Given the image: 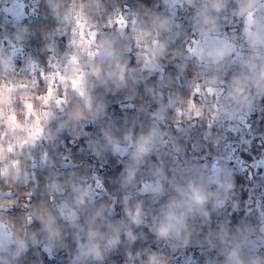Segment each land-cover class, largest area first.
<instances>
[{"label":"trees","instance_id":"trees-1","mask_svg":"<svg viewBox=\"0 0 264 264\" xmlns=\"http://www.w3.org/2000/svg\"><path fill=\"white\" fill-rule=\"evenodd\" d=\"M5 1L0 0V4ZM26 1H33L35 16L16 21L0 13V37L17 43L16 34L26 26L28 36L19 45L39 65L49 69V63L54 58H64L69 46L66 39L73 25L67 26L68 22L55 18L48 0ZM201 2L196 0L197 6ZM235 7L236 0H228L227 8L219 14L216 34L228 38L242 35L244 19L233 14ZM64 9L72 10L73 14L82 12L79 17L100 31L97 44L104 38L115 40L124 58L130 59L129 67L135 66L137 43L133 39V29L151 30L155 15L171 18L170 30L160 32L158 37L167 40L168 48L159 61L163 69L161 75L143 78L135 72V79L130 78L127 86L119 90L114 85L109 90L99 85L92 88L94 77L88 79L86 88L95 102H103L107 106L102 116L93 118L88 115L86 120L60 129V123L67 118L70 110L77 105L83 107V101L68 93L65 111L47 125L39 144L27 146L23 143L21 148L20 138L11 140L0 134V144L7 149H0V155L6 156L5 162L19 161L18 178H0V222L10 229L9 248H15L12 243L15 235L27 232L28 249L16 264H72L78 252L76 234L79 229L60 218L58 207L62 201L73 202V184L80 187L97 181L102 189L86 210L80 212L79 222L85 224V232H79L83 241L86 239V219L91 218L97 208L112 206V197L116 198L118 205L123 204L125 195L142 197L150 202L155 199L150 193L138 192L143 181L148 180L162 182L164 195L169 197L174 194V183L187 184L189 180L206 183L214 190L216 183L209 179L208 174L219 165L222 166L221 178L222 175L234 177L235 189L229 194L225 207L213 212L209 224L201 226L199 218L190 221L196 231L187 247L175 241H157L151 231L139 229L135 231L138 234L135 243H129L122 233L120 244L106 253L103 261L89 260L87 264H145L146 249L159 253L162 264H223L222 253L231 244L221 243L215 238L222 225L229 229L230 240L234 237L235 242H239L247 237L245 252L258 250L264 254V97H255L250 107L234 119L224 117L218 110L220 104L230 103L227 93L231 78L242 71L240 63L228 62L220 68L201 64L186 55L188 42L199 34L193 19V8L170 11L164 0H63L62 12ZM119 18L128 22L123 37L112 30ZM155 36L154 30L152 36L145 37V40L150 44ZM143 44L144 41H141L140 45ZM95 62H101V57ZM102 62L106 67L107 59ZM213 73L220 75L223 83L215 86L214 93H209L206 81ZM197 85L200 86L199 91ZM252 92L254 94L255 90L252 89ZM190 99L195 102V108H189ZM214 103L217 107H213ZM160 108L166 109V119L162 123L156 120L155 115ZM240 117L246 118L247 128L239 122ZM157 124L165 133L164 147H157L136 165L131 158L135 145L125 141L124 134L131 131L135 141L141 133ZM105 130L120 137L122 145L129 150L113 155L110 148L104 147ZM16 140L20 143L14 145ZM93 149H97L99 155ZM172 152L187 170L195 174L182 176L175 167ZM133 166L137 168L135 181L122 187L126 169ZM160 168L164 170V176L156 174ZM53 179L64 184L63 193H50L48 185ZM111 208L104 212V216L115 223L122 217L111 213ZM37 214L56 217L61 228L62 244L57 242L55 247L46 248L47 233L36 218ZM28 217L32 218L31 224ZM97 223H100V218H97ZM102 230H106V226H102ZM33 233L37 243L31 240ZM210 238L214 247L209 243Z\"/></svg>","mask_w":264,"mask_h":264},{"label":"clouds","instance_id":"clouds-1","mask_svg":"<svg viewBox=\"0 0 264 264\" xmlns=\"http://www.w3.org/2000/svg\"><path fill=\"white\" fill-rule=\"evenodd\" d=\"M262 0H236V7L232 9L233 14L245 21L244 36L248 42L249 53L243 55L237 52V46L229 39L216 38L215 34L219 30L218 20L219 14L228 6V0H202L197 6L196 0H174L170 7V11L175 7V3L186 4L189 8L194 9L193 19L196 29L198 30L201 40L208 46L209 62L213 66L224 67L229 62L234 52L241 65L242 71L238 75L231 78L230 88L227 96L230 100L229 104H220L219 112L228 119L237 118L240 113L247 107H250L255 97H264V19H257L255 12L257 6ZM48 5L55 18L64 22H70L82 16V12L73 15L72 10L63 9V0H48ZM174 14V13H173ZM171 18L169 16L155 15L152 20V29H133V39L137 46L144 41L143 47L144 61L140 69L129 67L130 59H125L120 48L116 46L115 40L104 38L96 45L95 50L88 51V41H83V46L77 45L78 50L68 56L63 64V71L69 77H77L80 86L76 89V94L82 99L83 107L77 105L73 110L67 113V118L59 125L60 129L66 128L70 123L75 125L82 120H86L88 115L93 118L102 116L107 106L103 102L96 103L91 93L84 87L83 60L85 54L88 57V72L94 81L91 87L97 85L109 90L111 86H115L116 90L127 86L128 80L135 79L133 73L137 71L147 70L149 73L155 72L159 68V61L165 56L168 48L167 40L159 39L160 32L170 30ZM156 31V36L152 38L151 45L145 40V37L152 36V32ZM95 36V33H90ZM28 36L27 27H23L15 36L18 44H22ZM51 48V46H49ZM190 55H196L198 58L203 55V48L197 47L190 49ZM101 57V62H94L96 56ZM107 59V66L103 64V60ZM59 66V62L57 64ZM15 59L11 55L0 54V74L11 73L15 71ZM223 83L220 75L213 73L206 81L209 93H214L216 87ZM21 87H26L21 85ZM199 85L196 86L199 91ZM252 89L255 90L253 94ZM189 108H195L196 104L193 100L188 101ZM213 107H217L214 103ZM156 120L160 123L166 119V109L157 110ZM54 113L51 111L45 114V123ZM16 133L13 131V140ZM165 133L159 128V125L150 127L146 132L141 133L135 141L132 139V132L128 131L124 134L123 139L129 144L135 145L131 158L139 165L145 157L150 156L157 147H164L163 140ZM106 144L105 148H110L113 155L127 152L121 139L111 132L105 130L103 132ZM2 140V138H0ZM23 143H28L24 141ZM23 143L19 147H23ZM0 149L7 151L3 144ZM94 153L99 155L97 149H93ZM15 154V153H13ZM6 156L0 155V178L19 176V161L7 160ZM137 168L135 166L126 169V175L123 179L122 187L132 184L136 178ZM158 176H164L162 168L157 169ZM216 188L213 190L206 183L189 180L187 184L174 183L172 185L174 194L161 207L159 214L153 217V225L150 231L153 232L157 241L171 242L175 241L184 247L190 243L193 233L196 231L194 225L190 221L199 218L201 226L207 225L211 221L213 212L225 207L229 200V194L235 189V179L230 175H222V178L215 181ZM50 193L61 194L64 192V184L58 179H53L48 185ZM74 193L73 202L62 201L59 205L60 218L67 220L69 224L79 229V232H85V224H81L80 212L86 210L87 205L91 203V196L88 188H81L75 184L72 185ZM144 192L150 193L155 199H159L165 194L164 185L156 180L149 183ZM115 201V197H112ZM130 196L123 197L124 217L117 222H112L104 216V212L112 207L111 205H103L95 210L91 218L86 219V239L81 241L79 232L76 234L78 252L74 257L72 264H87V261H103L105 254L115 249L121 242V234L129 241L135 243L138 234L135 228H140L145 224L146 216L151 213V209L146 211L144 202L138 200L135 203H129ZM2 206V205H0ZM40 220L44 230L47 233L46 248L55 247L57 242L63 241L61 228L57 223V219L52 215H39L36 217ZM100 218V223H97ZM32 218L28 217V223L31 224ZM102 226H106V230H102ZM237 231H241L239 225ZM143 235L142 233L140 234ZM211 237V233L209 234ZM230 232L226 226H221L219 231L215 233V238L221 243H229L231 247L227 248L222 254L224 255L223 264H264V254L258 250L245 252L247 237L245 240L235 242L234 237L229 239ZM33 243H37L35 234L31 236ZM12 243L15 248H7L0 246V264H16L20 257L28 249L27 232L24 235H15ZM209 243L214 247L213 240L210 238ZM175 246V245H173ZM147 260L145 264H162V259L156 251L149 252L145 250Z\"/></svg>","mask_w":264,"mask_h":264},{"label":"rangeland","instance_id":"rangeland-1","mask_svg":"<svg viewBox=\"0 0 264 264\" xmlns=\"http://www.w3.org/2000/svg\"><path fill=\"white\" fill-rule=\"evenodd\" d=\"M166 6L170 10L174 0H164ZM190 8L186 4L175 3V7L171 11L189 10ZM0 13L6 17L12 18L16 21L30 19L35 16L36 11L33 5V1L27 2L26 0H6L2 5L0 4ZM75 15V14H73ZM255 16L257 19H264V0L257 6ZM118 21H120L118 23ZM73 25L70 28L71 34L68 41V48L64 54V58H54L49 63V69L43 68L38 62L32 58L27 51L18 43H15L5 37H0V54L11 55L15 59V71L11 73L0 74V134L3 138L13 139L12 132L16 133L15 138H20L21 142L28 141L25 143L27 146H35L39 144L43 139L44 132L46 131L47 125L52 122L55 118L63 114L67 107L66 95L71 93L82 99L76 94L77 87L80 86V82L77 77H69L67 73L63 71V64L65 60L70 56L74 50L77 49V45L83 46V41H88L87 50H95L97 40L100 37V31L80 17L72 19L68 22L67 26ZM127 20L125 18H119L116 23L112 26V30L116 31L120 36L123 37L127 30ZM245 25V21H244ZM244 30V28H243ZM95 33V36H91L90 33ZM216 38L229 39L234 42L237 46V52L246 55L249 53L248 42L242 32L239 38H228L222 35L215 34ZM151 45V43L149 44ZM244 47H243V46ZM203 48L202 57L198 58L196 55H190V49ZM135 68L140 69L141 64L144 61L143 45L135 46ZM237 52L232 54L229 58V62H239ZM186 55L193 58L195 61L201 64H210L208 58V46L201 40L200 34L195 35L186 46ZM99 60V55L96 56L95 60ZM59 62V66H57ZM95 62V61H94ZM83 72H84V87L91 77L88 72V57L85 54L83 60ZM163 69L159 65L157 71L149 73L145 71H137V74L141 77H147L151 75H161ZM25 85L26 87H21ZM87 89V88H86ZM51 111L54 113L53 117H50L45 123V114ZM239 122L248 127L246 118L240 117ZM19 141H15L13 144H19ZM13 144H10L11 146ZM127 151L129 150L128 147ZM126 153V152H124ZM121 153V154H124ZM176 169L185 177H191L195 174L193 171L187 170L183 162L172 152ZM221 165L214 166L210 171L209 179L213 183L221 178L220 169ZM152 180L143 181L138 192L140 194H147L143 189ZM162 183V182H161ZM81 188H88L91 196V200L101 194V187L97 181L87 182L80 186ZM169 196L163 195L159 199H154L147 202L142 197H131L129 203H135L138 200H142L145 205L146 211L151 209V213L146 216L145 224L139 229L150 231L153 225V217L159 214L161 207L167 202ZM60 205V204H59ZM124 204L118 205L116 200H112L111 213L124 217L123 212ZM59 208V207H58ZM152 232V231H151ZM153 233V232H152ZM11 244V232L9 227L0 222V246L9 248ZM165 248V244L163 245Z\"/></svg>","mask_w":264,"mask_h":264},{"label":"snow or ice","instance_id":"snow-or-ice-1","mask_svg":"<svg viewBox=\"0 0 264 264\" xmlns=\"http://www.w3.org/2000/svg\"><path fill=\"white\" fill-rule=\"evenodd\" d=\"M120 21H118V23H119Z\"/></svg>","mask_w":264,"mask_h":264}]
</instances>
